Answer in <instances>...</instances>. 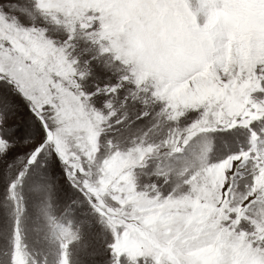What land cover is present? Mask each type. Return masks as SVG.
<instances>
[{"label": "snow or ice", "instance_id": "snow-or-ice-1", "mask_svg": "<svg viewBox=\"0 0 264 264\" xmlns=\"http://www.w3.org/2000/svg\"><path fill=\"white\" fill-rule=\"evenodd\" d=\"M0 264H264V0H0Z\"/></svg>", "mask_w": 264, "mask_h": 264}, {"label": "rangeland", "instance_id": "rangeland-1", "mask_svg": "<svg viewBox=\"0 0 264 264\" xmlns=\"http://www.w3.org/2000/svg\"><path fill=\"white\" fill-rule=\"evenodd\" d=\"M224 18L227 20H234L236 22L237 30L240 33L241 40L247 45L254 38V33L249 25L243 22L241 13H224Z\"/></svg>", "mask_w": 264, "mask_h": 264}]
</instances>
